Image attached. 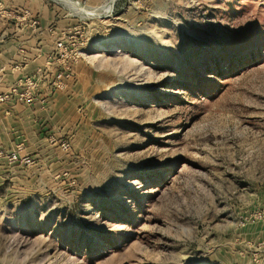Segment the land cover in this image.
Wrapping results in <instances>:
<instances>
[{"label": "rangeland", "instance_id": "374dc122", "mask_svg": "<svg viewBox=\"0 0 264 264\" xmlns=\"http://www.w3.org/2000/svg\"><path fill=\"white\" fill-rule=\"evenodd\" d=\"M72 13L47 147L0 171V264H264V0Z\"/></svg>", "mask_w": 264, "mask_h": 264}, {"label": "crops", "instance_id": "0c3cea01", "mask_svg": "<svg viewBox=\"0 0 264 264\" xmlns=\"http://www.w3.org/2000/svg\"><path fill=\"white\" fill-rule=\"evenodd\" d=\"M63 1L0 0V94L26 78L38 83L34 103L16 99L0 103V150L11 152L22 144L21 156L33 158L47 147L48 121L54 119L53 110L62 105V95L66 94L52 86L63 60L56 40L80 19ZM108 1L87 2L101 8ZM6 164L0 157V171L5 172L2 168Z\"/></svg>", "mask_w": 264, "mask_h": 264}, {"label": "built area", "instance_id": "2783aa9c", "mask_svg": "<svg viewBox=\"0 0 264 264\" xmlns=\"http://www.w3.org/2000/svg\"><path fill=\"white\" fill-rule=\"evenodd\" d=\"M76 29L77 27H75L74 29L66 28V30L62 31L59 37L57 38L56 49L60 59L67 60L69 58H73L77 62V60L80 58L78 55V51L72 49V47H74V45L77 44V41L69 39L72 35V32L75 31ZM75 37L76 36H73V38ZM72 52H73V56H72ZM61 77H62V73L56 75L52 83V86L55 85L54 83L59 81L58 79H61ZM37 84H38L37 81L33 78H26L24 80L16 82L12 87H10V89L7 92L0 94V103L7 102L12 99L19 100L29 105L34 103L37 99L35 92L36 88L38 87ZM21 149H22V144L17 145L16 150L11 152L0 150V157L5 159L6 162L10 164H15L18 162L29 163L31 161L29 156L28 155L21 156L20 154Z\"/></svg>", "mask_w": 264, "mask_h": 264}, {"label": "bare ground", "instance_id": "6f19581e", "mask_svg": "<svg viewBox=\"0 0 264 264\" xmlns=\"http://www.w3.org/2000/svg\"><path fill=\"white\" fill-rule=\"evenodd\" d=\"M70 7L75 11L79 12L83 15H91V16H109L110 11H112L114 6V0H109L108 3L101 7V8H87L82 7V5H78L76 1L74 0H64ZM63 1V2H64Z\"/></svg>", "mask_w": 264, "mask_h": 264}]
</instances>
